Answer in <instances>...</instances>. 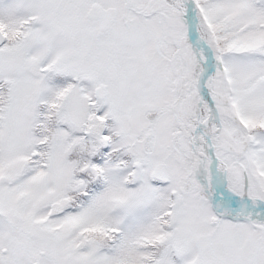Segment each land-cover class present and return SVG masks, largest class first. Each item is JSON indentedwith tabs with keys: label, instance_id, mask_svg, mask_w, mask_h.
Returning a JSON list of instances; mask_svg holds the SVG:
<instances>
[{
	"label": "snow or ice",
	"instance_id": "6c2138e0",
	"mask_svg": "<svg viewBox=\"0 0 264 264\" xmlns=\"http://www.w3.org/2000/svg\"><path fill=\"white\" fill-rule=\"evenodd\" d=\"M0 264H264V0H0Z\"/></svg>",
	"mask_w": 264,
	"mask_h": 264
}]
</instances>
